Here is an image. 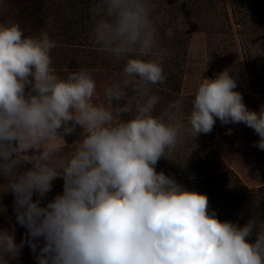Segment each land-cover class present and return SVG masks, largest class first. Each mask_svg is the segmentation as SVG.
I'll list each match as a JSON object with an SVG mask.
<instances>
[{
    "label": "clouds",
    "instance_id": "obj_1",
    "mask_svg": "<svg viewBox=\"0 0 264 264\" xmlns=\"http://www.w3.org/2000/svg\"><path fill=\"white\" fill-rule=\"evenodd\" d=\"M88 12L95 50L122 65L103 102L95 70L57 72L47 31L0 24V185L27 230L18 244L14 227L0 228V264L25 245L36 264H264V220L221 221L207 194L155 167L217 120L251 128L264 151V106L250 110L225 68L202 79L187 115L179 98L157 111L153 88L171 56L162 40L173 31L161 32L156 0H89ZM77 126L80 139L65 152ZM57 178L62 193L42 204Z\"/></svg>",
    "mask_w": 264,
    "mask_h": 264
},
{
    "label": "trees",
    "instance_id": "obj_2",
    "mask_svg": "<svg viewBox=\"0 0 264 264\" xmlns=\"http://www.w3.org/2000/svg\"><path fill=\"white\" fill-rule=\"evenodd\" d=\"M156 4L165 21L161 32L168 28L173 31L171 39L164 37L162 40L171 56L164 66L165 83L153 88L162 97V105L157 111L168 101L181 99L194 33L232 35L236 25L241 36L249 37L247 40L254 44L260 45L264 39V0H156ZM88 5L89 0H0V24L17 23L26 35L47 31L50 38L58 42V47L51 52L57 72L66 76L70 70H95L93 75L101 92L100 98H103V86L119 75L122 65L113 64L106 55L96 51L89 40ZM220 72L211 69L207 76L215 78ZM255 81L257 91L264 94V67L256 74ZM198 144L196 138L187 137L170 159L159 160L156 171H163L188 190L207 194L209 211L214 210L221 221L243 226L252 218L264 220V187L250 188L235 171L220 169L209 157L205 160L201 153L206 148L196 147ZM72 147L66 146L64 151H71ZM3 183L4 179L0 177V184ZM6 191V185H0V228L14 227L19 244L27 230L16 223L14 197ZM52 197L51 191L42 204ZM38 243L42 246L43 240ZM10 264H36V258L25 245Z\"/></svg>",
    "mask_w": 264,
    "mask_h": 264
},
{
    "label": "rangeland",
    "instance_id": "obj_3",
    "mask_svg": "<svg viewBox=\"0 0 264 264\" xmlns=\"http://www.w3.org/2000/svg\"><path fill=\"white\" fill-rule=\"evenodd\" d=\"M247 38L249 37L241 36L236 25L232 35H208L202 32L193 34L180 96L185 115L191 107L196 88L203 78H209L207 73L211 69L223 71L225 68H232V74L237 79L235 90L242 94L247 107L259 111L264 106V94L257 91L255 81L256 74L264 67V39L259 45ZM100 100L103 102V98ZM81 131L77 126L74 134L64 137L68 146H73L80 139ZM196 139L200 143L196 147L206 148L201 153L203 158L209 157L222 170L235 171L250 188L264 187V151L254 147L259 137L251 128L243 123L222 125L217 120L210 134H201ZM55 182L52 198L63 191V179L57 178Z\"/></svg>",
    "mask_w": 264,
    "mask_h": 264
}]
</instances>
